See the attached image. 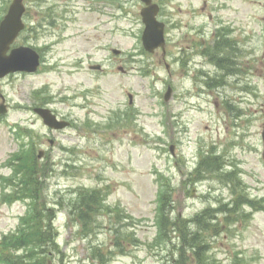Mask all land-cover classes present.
Segmentation results:
<instances>
[{
	"label": "rangeland",
	"instance_id": "1",
	"mask_svg": "<svg viewBox=\"0 0 264 264\" xmlns=\"http://www.w3.org/2000/svg\"><path fill=\"white\" fill-rule=\"evenodd\" d=\"M11 1L0 0V19ZM154 1L164 7L159 19L167 26L170 71L161 49L155 53L143 49L141 12L145 7L140 0H112L106 9L111 15L104 14L103 0H25L27 25L36 24L38 31L27 29L12 46L40 48L44 61L36 73L16 72L0 80V103L3 95L7 107L0 114V240L17 229L27 211L26 203L6 194L11 188L4 177L11 168L5 164L20 145L12 127L16 124L39 133L33 139L38 145L36 155L39 146L47 150L46 158L38 159V194L43 195L44 207L55 206L60 246L47 264H98L91 258L92 246L100 245L105 251L114 246L112 228L122 226L109 213L93 219L100 227L92 235L84 237L82 231L81 236L74 210L67 204L83 189L109 186L106 203L120 206L122 216L128 213L133 218L124 220L131 227L122 229L135 234L139 242L108 264H174L168 260L169 253H177L179 244L157 242L158 200L164 184L171 183L175 190L166 207L173 217H192L233 198L223 179L190 180L199 161L209 154H226L224 159L242 171L251 195L264 198V110L258 112L250 106L251 100L242 102L240 96L246 95L243 85L252 78L261 84L255 85L261 88L264 102V78L254 63V57H264V42L256 39L263 38L264 0ZM48 15H54L55 25L44 20ZM229 23L242 30L241 36L233 32L228 38L234 40L231 48L227 45L228 56L236 58L234 65L239 60L244 65L242 76L229 79L225 86L208 88L205 76L213 67L200 55L203 40L220 44L219 31ZM112 48L122 53L115 55ZM98 63L101 70L91 68ZM168 85L173 92L165 99ZM38 90L52 95L49 107L71 121L68 128L52 131L38 118L33 111ZM233 104L257 114L247 122L245 117H232ZM120 112L126 116L117 123ZM127 112L133 115L127 117ZM58 201L63 205H55ZM231 218L228 224L220 221L209 235L218 264H264V212Z\"/></svg>",
	"mask_w": 264,
	"mask_h": 264
},
{
	"label": "trees",
	"instance_id": "2",
	"mask_svg": "<svg viewBox=\"0 0 264 264\" xmlns=\"http://www.w3.org/2000/svg\"><path fill=\"white\" fill-rule=\"evenodd\" d=\"M28 134L32 138L34 137L31 131H28ZM32 145H34L33 142ZM35 151V148L31 147L29 150V163L26 159L25 163L21 160L19 165V167H22L23 179H26L21 182L17 192L31 198V210L27 219V233L13 244H15V249H24V253L11 256L12 252L7 248L9 251L7 253L3 252L7 264H47V261L55 255L54 252L59 251L57 250L58 244H56L55 238L57 228L53 226L56 215L53 214V208L47 207L48 205L44 207L40 204L43 199L41 192L38 194L41 184L39 179V164L41 162L38 161ZM225 155L223 153L209 154L201 159L195 172L191 173L190 180L196 182V179H223L234 195L231 202H220L216 207L208 206L192 217H173L171 216V210L167 211L166 207L172 203V193L175 190L171 183L164 184L165 189L163 187L161 189L157 242L165 241L174 245L179 244L175 245L177 253H169L168 260L174 264H218L211 253L209 235L219 226L220 221H225L228 224L231 222V217H247L249 213L243 207L245 203H249L253 207L259 206L256 200H250L248 196L250 194L238 170L225 168L227 163L224 159ZM46 167V165L43 166V168ZM193 177L195 178L193 179ZM106 189L109 190L110 194L111 188L109 186L106 188L83 189L75 200L72 198L68 203V208L74 210L73 217L80 223L81 236L83 235L82 231H84V237H88L94 233V230L96 231V228L100 227L97 224L98 222L93 219L101 213L113 215L119 221L117 225L122 227L128 226L124 220L133 219L128 213L122 216L120 206L112 208L111 205L106 203V193H108ZM122 227H117L114 224L112 228L114 246L111 250L105 251L100 245L92 246L93 249L91 248L90 255L94 262L108 264L115 256L126 254L131 247L137 245L139 238L135 234L125 231ZM130 227L128 226L126 229ZM173 255H177V258H174Z\"/></svg>",
	"mask_w": 264,
	"mask_h": 264
},
{
	"label": "water",
	"instance_id": "3",
	"mask_svg": "<svg viewBox=\"0 0 264 264\" xmlns=\"http://www.w3.org/2000/svg\"><path fill=\"white\" fill-rule=\"evenodd\" d=\"M147 5L142 11L143 21L146 24L143 40L145 47L153 51L155 47L164 46V24L156 19L158 12V5L152 4V0H143ZM24 12V5L22 0H14L9 8L8 14L0 24V77L5 76L10 72L15 71H35L39 65L38 53L25 46L12 49L11 53L7 55L10 44L13 42L19 31L23 28L21 17ZM171 88L166 95L168 99ZM5 107L0 106V112H4ZM46 124L55 128H62L68 122L58 120L49 109L36 108Z\"/></svg>",
	"mask_w": 264,
	"mask_h": 264
},
{
	"label": "flooded vegetation",
	"instance_id": "4",
	"mask_svg": "<svg viewBox=\"0 0 264 264\" xmlns=\"http://www.w3.org/2000/svg\"><path fill=\"white\" fill-rule=\"evenodd\" d=\"M227 64L231 67L232 72H235L238 75L241 73V70L244 69V65L240 60L238 61L237 66H236L234 65V60L228 57Z\"/></svg>",
	"mask_w": 264,
	"mask_h": 264
}]
</instances>
